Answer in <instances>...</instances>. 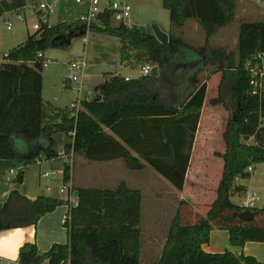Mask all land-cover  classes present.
<instances>
[{"label": "trees", "instance_id": "trees-1", "mask_svg": "<svg viewBox=\"0 0 264 264\" xmlns=\"http://www.w3.org/2000/svg\"><path fill=\"white\" fill-rule=\"evenodd\" d=\"M24 3L0 0V16ZM163 5L171 21L167 44L153 33L144 35L137 25L128 27L114 21L111 15L103 16V25L94 29L120 40L122 65L135 68L151 62L159 67L160 75L126 81L122 75L106 73L95 87L102 99L84 101L74 116L70 107H55L43 97L45 50L51 41L62 42L63 25L45 26L12 49L6 57L9 63L2 68L9 76L4 75L2 80L0 75V159L27 166L41 158H63L55 138L62 132L70 138L63 147L66 183L71 179L73 154L89 161L121 159L128 167L146 163L176 189L183 190L207 93V83L199 82L197 75L203 67L190 71L191 63H185L184 27L187 20L195 19L207 39L211 38L234 21L237 0H163ZM179 54L182 57L178 61ZM263 56L264 21L240 24L238 57L224 49L212 52L221 80L210 103L222 105L229 112L223 132L225 152L218 154L224 163L221 177L205 214L190 201H178L156 264H264L251 255L203 249L213 229L227 230L233 246L264 242V208L252 209L254 219L244 221L240 214L245 210L231 199L244 190L237 179L249 178L248 168L264 162ZM33 62L38 63V71L28 92L25 80L28 64ZM177 68L178 76L174 72ZM16 72L19 81L10 76ZM184 73L189 74L184 78ZM159 82L169 89L173 86L171 96L177 84L186 85V89H180L178 99L170 106L155 91L161 86ZM16 137L24 139L28 149L18 150ZM22 176L20 170L14 181ZM75 191L79 205L72 208L64 223L68 242L54 244L46 252L26 243L14 264H141L142 191L124 183L112 189L76 187ZM63 203L62 199L44 195L32 200L13 190L0 204V231L36 225Z\"/></svg>", "mask_w": 264, "mask_h": 264}, {"label": "rangeland", "instance_id": "rangeland-1", "mask_svg": "<svg viewBox=\"0 0 264 264\" xmlns=\"http://www.w3.org/2000/svg\"><path fill=\"white\" fill-rule=\"evenodd\" d=\"M33 2L40 0H32ZM50 2L49 0H47ZM252 0H237L236 15L234 21L226 28L220 31V35L229 32L230 38L227 42L230 48H234L238 52V44L235 43V33L238 31L242 22H257L264 21V11L260 10L261 4L264 5V0H257L259 8L257 10L250 9L249 5ZM132 5L129 25H137L145 27L147 32L154 34V27L157 26L164 32L168 33L171 29L170 13L163 5V0H130ZM54 13L50 15V25L63 24L72 25L78 22L79 9L74 0H51ZM252 10L255 15L249 16L245 11ZM10 16L14 27L9 30L5 20ZM0 16V75L2 80L5 72H2L3 64L9 63V60L4 55L9 53L12 49L23 44L28 35L35 32L33 24L38 20L37 15L27 13L26 21H19L15 15ZM195 19L187 20L184 27V38L186 40V48L184 57L185 63H191L190 71H195L198 67H203L199 70L198 80L204 82L209 78L218 68L217 64H213L214 59L211 58L213 51H220L221 40L217 35L207 39L205 30L197 25ZM237 34V33H236ZM219 35V34H218ZM85 35H75L68 45H55L52 41L45 50V59L48 65L44 67L43 76V97L46 103H51L55 107L65 108L70 107L79 98L84 99L88 92L95 95L96 85L103 81L104 74H117L128 76H138L140 74V67L138 64L135 68L128 67L121 64L120 40L111 35L88 31V42L83 41ZM225 45V44H224ZM206 53L209 57L205 58ZM204 55V57H203ZM182 54L178 55V61ZM85 58L88 62L87 78L84 80L89 89H83L81 93H76L73 88L69 87L66 78L68 76L67 64L71 61ZM183 59V58H182ZM12 64H14L12 62ZM29 71L25 80V88L30 92L32 78L38 71V63H29ZM175 68V67H174ZM175 75L178 76L179 69H175ZM189 73H184L185 76ZM11 78L18 79V74L12 73ZM9 78V77H8ZM216 81L217 77L210 78L211 89L209 96L212 98L216 96ZM3 86V84H1ZM2 87L0 86V89ZM173 88V86H172ZM171 88V89H172ZM177 88L173 90L176 93ZM170 90V89H168ZM171 91V90H170ZM172 92V95L174 94ZM30 99V98H29ZM30 102V100H29ZM217 110H212L211 106H206L203 122L211 124L214 130V139L208 158L202 161L193 162V169H195L190 176L193 183L203 182V188L198 187V191L194 192L192 198L197 211L205 214L208 210V204L212 202L216 184L221 177L223 169V159L218 155L217 151H224L225 145L223 141V132L226 128V120L229 112L222 106L218 105ZM82 108V106H81ZM212 120V122H211ZM210 130V131H211ZM212 132V131H211ZM208 133L202 136L201 140ZM207 137V136H206ZM56 148L58 151L63 150L64 144L70 141V138L62 132L56 133ZM16 147L18 150L28 149L29 145L22 138H15ZM208 153V152H207ZM89 161L84 156L78 155L76 157V173L79 180L88 188H116L123 183L129 187L138 188L143 192L142 202V222L141 227L144 229L143 249L141 254V264L157 263L161 255L164 242L168 233L169 226L175 217L176 206L178 204V194L171 190L168 193L162 182L169 183L168 180L161 177V179L154 174L149 168H140L139 165L135 167H128L123 160L117 159L112 162L89 161V165L84 164L83 161ZM86 162V163H87ZM201 162V163H200ZM19 164V162H15ZM142 164V163H141ZM196 164V165H195ZM257 172H261V178L264 179V162L256 163ZM47 167L45 162L43 170ZM51 170V168H50ZM209 170V171H208ZM60 173V172H59ZM141 178L140 182L139 179ZM47 179L46 177H43ZM45 179H42L43 181ZM14 182V181H13ZM260 186H255L252 190L259 191L261 200L258 207H264V180H261ZM154 185V186H153ZM172 185V184H171ZM154 187V188H152ZM193 185H188V191ZM240 195L236 194L231 198L234 203H239ZM176 208V210H175ZM46 262V261H45ZM43 262V263H45ZM42 263V264H43ZM46 264V263H45Z\"/></svg>", "mask_w": 264, "mask_h": 264}, {"label": "crops", "instance_id": "crops-1", "mask_svg": "<svg viewBox=\"0 0 264 264\" xmlns=\"http://www.w3.org/2000/svg\"><path fill=\"white\" fill-rule=\"evenodd\" d=\"M256 1L257 0L251 1V4L249 5L250 9L257 10V8H259L258 4H256ZM261 8L264 11L263 4H261L260 10H262ZM8 11H6L4 15H8L7 14ZM245 14L252 16V15H255L256 13L255 12L253 13L252 10H249V11L247 10L245 11ZM197 25L199 27L201 26L198 22H197ZM228 26H226V28ZM83 27L84 26H82L79 22L72 24V25H67L66 27L63 25L62 33L64 34L71 33L73 37L79 34L83 35L84 34ZM224 28L225 27L221 28L215 34L217 35L218 39L221 40L222 42L221 48L224 49L226 53L232 52L236 57H238V52L234 50V48H230V46H228L227 44L230 38L229 32H227V34L220 35V31ZM236 33H235L234 39H235V43L238 44V31H236ZM73 37H71L69 41L67 40L68 38H63L62 42L63 41L66 42V44H63V45L70 44L71 39ZM55 45H61V44H55ZM262 70L264 72V56H263V69ZM166 76L168 77L170 76V74H167ZM212 76L217 77V81L215 85L216 94H217V89H218V86L221 80V73L215 70L214 73L209 78H206L204 81L207 83V93H206V98H205L202 114L200 117L196 137H195L194 147L191 152L190 166L188 168V172L186 175V181H185L184 188L183 190H178L173 185H171L169 181H168L169 183H166L167 181L162 182V187H164V189H166L169 194H171V190H173L174 192L178 194V197H177L178 201L179 200L190 201L193 204L195 209H196V206L193 202L192 196L194 192H197L199 190L198 187H202L204 183L201 181L199 182L197 181L193 183L192 180H190L191 178L190 176L195 170L193 169V162L194 160L202 161L203 159L208 158L207 156L209 155L210 149L212 147V142L210 141H212L215 136L213 135L214 130H211L212 129L211 124L209 123V126H208V123L206 121L202 123L207 105L211 106V109L214 111L217 110L218 108L217 107L218 105H212L210 103V101L215 97V95L212 98H210L209 96V93H210L209 91L212 87L210 86L211 85L210 78ZM160 85L161 86H158V88L155 91L158 92L162 101H164L167 105H170V106H171V101L174 103L176 99H178V96L180 95L179 94L180 89H186L185 88L186 85L177 84L176 85L177 92L171 96V91H170L171 89L168 90L169 88H166L165 86H163L162 82L160 83ZM205 132L206 134L208 133V135H206L207 137L206 136L204 137V140H201ZM217 152L224 153L225 150L217 151ZM77 156L78 155H73L71 158V165H72L71 179L69 182H67L69 185H72L74 189L76 187H86L79 180L77 173H76L75 166H76ZM45 162L47 163L48 168H45V170H43V165ZM64 162L65 160L63 158H54L51 160L44 159L41 161V163H33L27 166H23L20 164H15V161L13 160L0 159V204L6 201L9 194L13 190H17L21 195L29 199H32V200H35L38 196H41V195L53 196L59 199H63L60 195V190L64 184V172H63ZM83 162L86 165H89L90 163L89 161L87 162L85 160ZM145 166L149 168L154 174H156L160 179L161 177L164 178L146 163L139 164L138 167L139 169L140 168L144 169ZM11 168H15L16 170H18V172L20 170L23 171V176L21 180H16V181L13 180L14 182L6 180V175L9 173ZM43 171H51V172L56 171V173L51 174L50 177L45 179L42 176ZM250 173H251V176L249 178L237 179L236 181L237 185L244 186V190L238 193V195H243L249 191H257L254 189L252 190V188H254L255 186H260L262 184L261 180H264V179L261 178V172L259 173L257 172L256 165H253V171ZM141 178L142 177H140L139 182ZM42 179H45V180L43 181ZM219 180L216 184V188L218 186ZM189 184L193 185V187H191V189H193L192 191L191 190L188 191ZM216 188L214 191V197L216 195ZM203 190L204 188L202 187V191ZM257 192L259 193V191ZM214 199L215 198H213V200ZM232 201L234 202L233 199ZM64 214H65V206L60 205L55 210L42 216L36 225H29L25 227L12 228L8 230L0 231V264H14L19 258V251L21 247L26 243L36 244L38 249L42 252L49 251L54 244H66L69 240V237H68V230L64 225V220H63ZM17 230H19V232H17ZM203 249L206 252H210V253H222V252H225L226 250H230L233 253L238 254V255L240 254L251 255V256L256 257L260 261H264V242H247L243 246H233L230 244L229 232L227 230L213 229L210 234V241L208 244L203 245ZM45 263L48 264L47 261ZM148 264H151V263H148Z\"/></svg>", "mask_w": 264, "mask_h": 264}, {"label": "built area", "instance_id": "built-area-1", "mask_svg": "<svg viewBox=\"0 0 264 264\" xmlns=\"http://www.w3.org/2000/svg\"><path fill=\"white\" fill-rule=\"evenodd\" d=\"M76 6L79 8L78 22L84 26V38L83 41L86 44L88 42V31H94L96 27L103 25L102 17L105 15H111L112 19L118 23H124L128 27L129 19L131 16L132 5L130 0H74ZM37 15L38 20L33 24V29L35 31L41 30L43 27H51L50 25V15L54 13L53 7L47 0H40L33 2L32 0H25V3L17 7L16 9L9 10L7 12L8 16L14 14L16 19L19 21L27 20V13ZM7 28L9 30L13 29L14 24L10 16L5 20ZM8 53H6L5 58ZM42 54H39L41 57ZM44 65H48V61H44ZM155 65L151 62H147L141 65L140 74L138 76H128L117 73L115 75H122L126 81L139 79L141 77L151 76L152 70ZM88 62L85 58H80L71 61L67 64L68 76L66 81L69 87L73 88L76 93H81L83 89H89V85L84 81L87 76ZM263 74V72H262ZM98 95L95 90V95L92 96L91 92H88L84 99H78L74 104L70 106L71 115H76L84 101H92ZM63 158H66L64 150L59 151ZM73 154H71L72 158ZM44 158L38 159L36 163H41ZM71 161V159H70ZM249 172L253 171V166L248 168ZM56 171H43V177H50L51 174H55ZM18 175V170L11 168L9 173L6 175L7 181H13ZM60 195L64 200L63 205L65 206V214L63 216L64 223L70 218L71 210L79 205V198L76 194L75 189L72 185L64 182ZM240 205L245 211H251L252 209L259 208L258 203L261 200V195L257 191H249L243 195H240Z\"/></svg>", "mask_w": 264, "mask_h": 264}, {"label": "water", "instance_id": "water-1", "mask_svg": "<svg viewBox=\"0 0 264 264\" xmlns=\"http://www.w3.org/2000/svg\"><path fill=\"white\" fill-rule=\"evenodd\" d=\"M84 28V27H83ZM140 30L142 31V33L145 35L147 34V30L145 27H140ZM154 35L155 37L162 43V44H167L169 42V35L168 33L164 32L163 30H161L159 27L155 26L154 27ZM64 38H68L67 40L69 41V39L71 37H73V35L71 33L65 34L63 36ZM61 45L66 44V42H61ZM160 73L159 71V67L155 66L152 70V76H158ZM102 99V96L100 94L97 95V97L94 99L95 101H100ZM240 218L244 221H252L254 219V214L252 211H244L240 214Z\"/></svg>", "mask_w": 264, "mask_h": 264}, {"label": "clouds", "instance_id": "clouds-1", "mask_svg": "<svg viewBox=\"0 0 264 264\" xmlns=\"http://www.w3.org/2000/svg\"><path fill=\"white\" fill-rule=\"evenodd\" d=\"M17 232H19V230H17Z\"/></svg>", "mask_w": 264, "mask_h": 264}]
</instances>
